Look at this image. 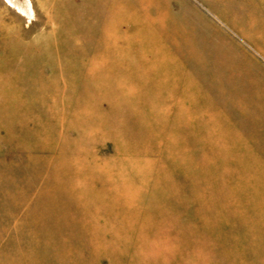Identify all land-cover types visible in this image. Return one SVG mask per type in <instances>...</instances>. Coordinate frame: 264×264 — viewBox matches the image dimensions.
I'll use <instances>...</instances> for the list:
<instances>
[{
	"label": "rangeland",
	"instance_id": "obj_1",
	"mask_svg": "<svg viewBox=\"0 0 264 264\" xmlns=\"http://www.w3.org/2000/svg\"><path fill=\"white\" fill-rule=\"evenodd\" d=\"M0 264H264V0H0Z\"/></svg>",
	"mask_w": 264,
	"mask_h": 264
},
{
	"label": "bare ground",
	"instance_id": "obj_2",
	"mask_svg": "<svg viewBox=\"0 0 264 264\" xmlns=\"http://www.w3.org/2000/svg\"><path fill=\"white\" fill-rule=\"evenodd\" d=\"M109 28L111 29V28H112V26H110ZM112 30H113V28H112ZM112 35H113L112 37H114V35H115V32H112ZM115 36H116V35H115ZM113 40H115V41H116V40H117V37H115V39L113 38ZM115 41H113V42H114V43H113V46H116L117 50H119V49H120V47H119L118 45H116V44H115ZM113 49H114V48L112 47V50H113ZM163 98H165V96H163Z\"/></svg>",
	"mask_w": 264,
	"mask_h": 264
}]
</instances>
